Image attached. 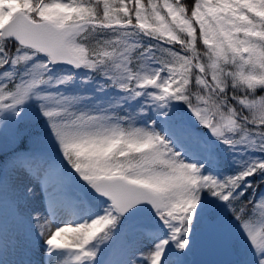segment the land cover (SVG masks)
<instances>
[{"label":"snow or ice","instance_id":"1","mask_svg":"<svg viewBox=\"0 0 264 264\" xmlns=\"http://www.w3.org/2000/svg\"><path fill=\"white\" fill-rule=\"evenodd\" d=\"M0 264H264V0H0Z\"/></svg>","mask_w":264,"mask_h":264},{"label":"trees","instance_id":"2","mask_svg":"<svg viewBox=\"0 0 264 264\" xmlns=\"http://www.w3.org/2000/svg\"><path fill=\"white\" fill-rule=\"evenodd\" d=\"M223 166L225 171H230V164L227 160L224 161Z\"/></svg>","mask_w":264,"mask_h":264},{"label":"rangeland","instance_id":"3","mask_svg":"<svg viewBox=\"0 0 264 264\" xmlns=\"http://www.w3.org/2000/svg\"><path fill=\"white\" fill-rule=\"evenodd\" d=\"M74 226V225H73Z\"/></svg>","mask_w":264,"mask_h":264}]
</instances>
